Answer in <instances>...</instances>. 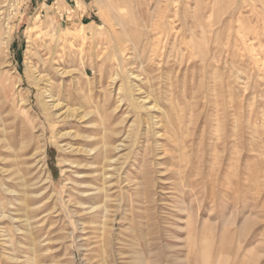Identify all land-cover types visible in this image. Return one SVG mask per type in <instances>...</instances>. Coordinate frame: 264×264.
I'll list each match as a JSON object with an SVG mask.
<instances>
[{"label":"rangeland","instance_id":"rangeland-1","mask_svg":"<svg viewBox=\"0 0 264 264\" xmlns=\"http://www.w3.org/2000/svg\"><path fill=\"white\" fill-rule=\"evenodd\" d=\"M244 1L174 0L171 33L136 53L125 2L124 37L108 0L95 27L0 0V264H29L26 204L36 264H264V0ZM104 141L122 145L98 213L83 149Z\"/></svg>","mask_w":264,"mask_h":264},{"label":"bare ground","instance_id":"bare-ground-1","mask_svg":"<svg viewBox=\"0 0 264 264\" xmlns=\"http://www.w3.org/2000/svg\"><path fill=\"white\" fill-rule=\"evenodd\" d=\"M108 1L110 2L111 10L113 11V13L115 15V17H114L115 19L114 20L116 22V25H118V26L121 27L123 36H124V34L125 35H128L129 30H128V27L125 26V22L123 21V19L125 18V14L123 12L124 8L121 5H118L119 4V1L120 2H123V3L125 2L126 6H129L130 5L129 7L132 8V10L136 8L140 12L139 15H141V16L138 17V18H136V20L134 21V25H133V27L136 30V34H137L136 37L137 38H133V37L132 38H129V40L131 41V43L133 45V49H134V51L136 53H138V51H140L141 47H144V49H142V50L143 51H146L148 48L152 49L151 47H153L155 44L161 43L163 37L171 33L172 24H173L171 22V21H173L171 19V17H175L174 15L175 14L177 15V13H178V11L175 14L174 13H171L172 12V7L174 5V0H116V1L115 0L114 1L113 0H108ZM241 1L242 2H245L244 0H241ZM133 3H135V5H133ZM131 16L133 18L135 15L133 16L132 13H131ZM198 17H199L198 24H199V26L202 27L201 28L202 32L205 33V30L206 29H205L204 24H206V21L203 20L204 15L203 14H200ZM10 19L11 18L9 17V20ZM129 22H130V20H129ZM184 23H185V25H187V22H184ZM8 24L9 23L7 22V25ZM92 27H95V26L92 25ZM190 29H191V27H190ZM11 31L12 30H10L9 27H8L7 30H5L2 27V24L0 23V51L3 48L5 49L7 47V46H2V45H3V43H5V44L8 45V41H9V38H10V35H11ZM78 31H81V30H78ZM153 34H155L157 37L156 38H152V35ZM165 39H166V37H165ZM142 50H141V52H142ZM152 51L154 52L155 50L153 49ZM144 56H145V53H144ZM144 56H143V58H144ZM150 57H152V59H153V56H151V54H150ZM139 58H141V57H139ZM147 60H148V58H147ZM61 70L62 69H58L57 71L60 72ZM61 73L64 74L63 72H61ZM119 76L120 75L117 74V77H119ZM115 77H114V79H115ZM139 77H140V75L138 76V78ZM38 79L39 80H42L43 82H44V80H47V82L50 80L45 75H41L40 77H38ZM4 83H5V87L6 88H10L11 90L12 89L14 90L12 80H11V78L9 76H6L5 77ZM125 89H126V86L124 84H122L120 86V88H119V93L120 92H123V91H126ZM46 91L48 92V95H49V97L52 100V106H53V108L63 109L65 107V105H63V102L61 100L60 95H56L55 92L52 91V89L51 90L50 89L49 90L46 89ZM136 93H138V92H136ZM121 94H123V93H121ZM127 94L131 97V95H132V88L129 87V91H127ZM120 96H123V95H120ZM125 99H126V97L123 96V98L120 99V101H123ZM148 99H149V96L144 97L142 101L145 103ZM151 101H152V99H151ZM156 106L157 105H155V104L153 105V103H152V106L150 108H156ZM119 107H120V105H118L116 108H119ZM69 108H70V106H69ZM69 108L63 110L62 112H60V114L58 115V117H61V119H68L71 116V118H72V116L75 115L74 114L75 112L74 113H71L73 110H71ZM131 110H133V109H131ZM98 114L101 116V119L104 120L102 114L101 113H98ZM90 115H91L90 113H85V114L81 115L80 118L82 120H84L85 117H87V116L89 117ZM156 124H157V122H156ZM106 130H107V127L104 126L103 131L106 132ZM104 137H105V135H104ZM101 144L99 146H96V147H90V148L83 149V152L86 154V157H87L88 161H90L86 165H91L92 166V165L98 163V165L100 166V168H98L96 170V171H99V172L93 178L91 177V180H90L89 177H86L84 179V182L88 181V182H86L87 188H84V189L81 190L82 193H84V194H86V192L93 191V194L92 195L90 193L89 196L84 195V197H89V200L92 199V198L98 199L99 202H102L101 205L99 203V205H96V206L94 204H92L91 206H89V209L90 210L91 209H96V210L98 209L97 210L98 213H100L101 210L103 212H107L108 211V204L107 203H108L109 200H111L110 199L111 196L109 195L108 189L106 187V178H107L106 174H107V171H109V168L110 167H113V169H115L116 166H113V165H115L118 162V159L114 158L113 152L111 150L116 151V150L119 149L120 145H122V144H120V145L117 144V145H113L111 147L110 143L109 142H106V141L102 142ZM78 151H80V149ZM93 159H94V161H91ZM93 175H94V173H93ZM109 176H111V175H109ZM94 180H97V181L102 180L103 181L102 182V186H96L94 188L91 187V185H94V183H91ZM3 185H4V183H3ZM6 190H8L9 192H13V190H11L9 188H6ZM27 194H28V192L25 191L24 192V195L26 196ZM23 198H24V201L23 202H26L27 203L25 197H23ZM26 198H27V196H26ZM81 204H85V203H81ZM25 206L26 207L24 209H25V214L27 216L24 219V224H25L24 226L26 228L25 229V233H27L28 235H30V238H27L28 241H29V243H28L29 246H26V247H27V255H28V253H29V255H28V257L26 256L27 257L26 260L29 262V264H33V263L36 264L37 263V256H36V254H34L35 251H33V249L36 248V246H35L36 242H35V238L33 237V234H32L31 229H29V226H31V222H30V216H29L28 211L31 209V207L29 208L28 204H26ZM84 209H85V207H84ZM4 213H6V212H4ZM98 213H96V214H98ZM89 214L90 215H95V214H92V212H90ZM4 216L5 215H3V217ZM12 236H13L12 233L9 232V238H8V240H10V242L13 244V238H12ZM31 250H32V252H30Z\"/></svg>","mask_w":264,"mask_h":264},{"label":"crops","instance_id":"crops-1","mask_svg":"<svg viewBox=\"0 0 264 264\" xmlns=\"http://www.w3.org/2000/svg\"><path fill=\"white\" fill-rule=\"evenodd\" d=\"M42 4L49 7L55 16L60 14L67 24L75 26H89L95 24L96 12L92 0H41ZM44 6V7H45Z\"/></svg>","mask_w":264,"mask_h":264}]
</instances>
